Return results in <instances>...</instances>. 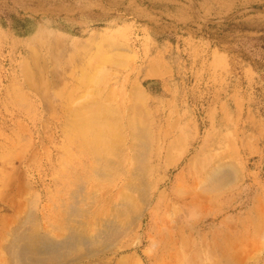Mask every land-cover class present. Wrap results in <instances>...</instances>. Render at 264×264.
Returning <instances> with one entry per match:
<instances>
[{"label":"rangeland","instance_id":"obj_1","mask_svg":"<svg viewBox=\"0 0 264 264\" xmlns=\"http://www.w3.org/2000/svg\"><path fill=\"white\" fill-rule=\"evenodd\" d=\"M93 104L155 129L151 180L164 177V193L153 196L158 209L145 213L135 249L80 253L69 264L123 255L135 264H264V0H0V196L24 206L38 194L46 204L47 159L77 140L63 123ZM228 169L234 180L217 186L213 174ZM177 183L184 193L172 191ZM112 184L96 187L116 201L129 194ZM16 209L8 230L24 217L14 220ZM51 211L41 229L66 234L54 229L65 215ZM93 215L82 219L89 234L102 216Z\"/></svg>","mask_w":264,"mask_h":264},{"label":"bare ground","instance_id":"obj_2","mask_svg":"<svg viewBox=\"0 0 264 264\" xmlns=\"http://www.w3.org/2000/svg\"><path fill=\"white\" fill-rule=\"evenodd\" d=\"M114 114L119 116L120 123H114ZM129 118L128 115L120 116L116 110L113 112L95 104L70 113L63 123L64 129L73 133L77 140H72L68 147H61L56 157L49 156L47 159L52 190L49 195L46 194V204H41L38 194L31 196L24 206L18 205L14 199L10 200L12 197L3 198L6 192L0 196V264H6L3 249L11 264H69L80 253L82 257H88L110 251L115 256L135 249L141 243L142 239L137 235L143 217L146 212L151 215L152 209H158V206L152 208L150 204L155 194L159 198L164 193L160 185L165 178L151 180L157 165L154 159L160 148L155 129L143 123V126H135L129 122ZM23 163L28 174L32 164L27 159ZM212 177L217 186L227 185L234 180L231 169L215 172ZM112 181L114 186L120 184L119 190H129L125 196L120 193V201H116L118 193H115V197L111 193L108 196V190L102 191L103 187H96L98 182ZM86 182L89 184L87 187L83 186ZM172 189L175 193H184L183 183L175 184ZM133 193L136 195L133 196ZM106 206L111 213L103 215L100 211ZM15 208L17 213L14 220L21 213H24V217L19 218L20 222L15 228L8 230L5 215ZM52 209H61L65 215L66 226L56 224L54 229H63L67 231L66 234L55 235L46 231V227L41 229L39 221L42 220L44 225L51 224L50 218L56 213ZM95 212L102 216H96L99 217V222L95 223L96 232L89 234L84 226L90 220L84 223L82 219L95 217ZM131 232L135 236H128ZM6 234L11 238L4 244L1 239L6 241ZM115 264H135V261L123 255Z\"/></svg>","mask_w":264,"mask_h":264}]
</instances>
